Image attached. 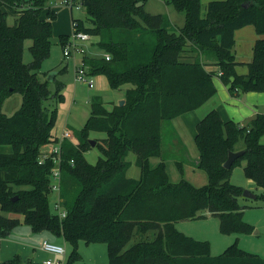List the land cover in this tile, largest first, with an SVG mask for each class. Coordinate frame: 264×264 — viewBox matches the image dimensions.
<instances>
[{
    "label": "trees",
    "instance_id": "16d2710c",
    "mask_svg": "<svg viewBox=\"0 0 264 264\" xmlns=\"http://www.w3.org/2000/svg\"><path fill=\"white\" fill-rule=\"evenodd\" d=\"M48 1L0 0V144L12 146L11 152L0 153V239L19 223L8 214L20 213L34 231L47 230L70 242L71 259L79 256L78 242L85 241L105 243L108 264H264L262 256L237 242L214 256L209 242L184 234L175 224L211 214L219 217L223 233L252 231L239 202L244 188L230 177L233 167L244 162L246 176L263 190L257 197L264 200V113L240 123L224 120L212 109L197 123V167L208 175L205 184L187 180L180 162L177 182L170 180L165 160L155 166L150 162L161 156L163 121L212 98L217 91L214 75L234 95L264 91V0H210L205 12L202 0H167L186 14L180 28L167 14L147 11V0H89L86 19L72 17L111 56H85L90 73L107 75L113 89L130 86L125 103L111 110L94 99L77 138L62 141L64 218L51 210L55 163L51 158L39 162L43 148L59 140L53 129L57 105L65 99V83L54 78L52 90L41 68L51 52L57 18ZM248 24L261 37L248 71L240 74L235 31ZM69 36H59L62 47ZM27 39L33 59L26 63ZM15 91L22 95V106L7 115L3 103ZM93 131L106 135L95 138L101 152L95 164L85 158ZM240 145L245 152L225 167L229 152ZM130 151L137 154L139 179L127 175ZM20 263L16 255L1 264Z\"/></svg>",
    "mask_w": 264,
    "mask_h": 264
},
{
    "label": "rangeland",
    "instance_id": "374dc122",
    "mask_svg": "<svg viewBox=\"0 0 264 264\" xmlns=\"http://www.w3.org/2000/svg\"><path fill=\"white\" fill-rule=\"evenodd\" d=\"M209 1L210 0H202L203 12H205V7ZM47 5L56 10L57 18L53 23L51 52L50 55L42 62L41 68L43 71L47 72V79L49 72L55 70L57 71V74L54 78L60 79L65 83L63 90L65 99L57 105V119L53 131L56 134H60L65 128H69L73 134V138H77L80 130L84 127L91 114V102L93 99L98 98V95L94 88H91L88 84H85L76 78V69L73 60L65 59L59 36L65 32L71 34L73 31L72 17L86 19L87 12L84 6H82V8H77L75 6L71 10L69 5L64 3L63 0H49ZM146 10L154 14H167L171 18V22L175 27L178 26L180 28L186 23V14L182 11H178L173 3L167 0H147ZM14 19L15 15L11 13L8 18L9 22L13 23ZM86 24H88L87 20ZM94 40H98V37H94ZM31 44V39H27L25 41L23 57L26 63L33 59L29 49ZM89 51L93 57H101L104 53L96 43L90 45ZM64 66L66 68L60 72ZM53 80H49L50 88L52 90L55 89V82ZM129 86V84L122 85L121 88L112 89L109 93L115 96L114 99L119 103L121 99H125L126 90ZM122 95L124 97H122ZM110 98L112 99V97L103 98L106 101L107 106H109L108 100H110ZM21 106L22 95L20 92L15 91L4 100L3 111L7 115H12L19 110ZM173 123V119L163 121L161 154L166 158H177L180 161H186L189 159L193 160L197 158L198 148L192 139L190 140L187 137V142H185L186 145H183L182 143H175L173 138ZM105 136V133L102 132L93 131L90 133V139ZM100 155L101 152L98 146H92L85 152V158L92 164L97 163ZM127 159L131 163L127 170V175L132 178H141V169L136 164L137 154L134 151H130L127 155ZM156 159V157L151 158L153 165L157 163ZM172 159H168L169 164H167V171L170 180L177 182L181 179L182 175L178 166L174 164ZM184 177L190 182L192 181L193 184L197 183V186L208 182V175L204 170H199V172L196 173H191V171L188 170L187 176H185L184 173ZM230 181L236 185L242 186L244 189H249V178L246 176L244 171V162L242 164H236L233 167ZM253 192L255 194H261L263 190L256 186ZM53 198L54 195H51V210L54 213H59L58 208L55 203H53ZM239 202L242 206H244V220L253 227L251 232L223 233L220 230L219 217L211 214L195 219L180 220L178 221L179 230L194 239L209 242L210 252L214 256L220 255L228 246L237 242V245L241 248L257 253L264 258V200L258 197L251 198L242 195L239 197ZM26 229L32 228L28 224L20 225L19 223L7 236L0 239L1 258L5 256H13L16 252H18L14 251V249L16 250V248H20L22 253L20 251L21 256H18L20 257L21 264H35V262H41L36 259H31L30 257V255H33L34 248L38 251L41 244L39 241L28 242V232ZM50 235L54 234L51 233ZM6 238H9V240L4 242V239ZM50 239L54 240L55 237L52 236ZM25 243H28L30 247L28 252L25 251ZM65 245L67 247V253L64 258L61 257L60 264H108L109 254L105 243L87 244L85 241H79L77 246L79 256L73 259L70 258L74 249L73 245L67 241L65 242ZM51 258L57 260V258L52 254Z\"/></svg>",
    "mask_w": 264,
    "mask_h": 264
},
{
    "label": "crops",
    "instance_id": "0c3cea01",
    "mask_svg": "<svg viewBox=\"0 0 264 264\" xmlns=\"http://www.w3.org/2000/svg\"><path fill=\"white\" fill-rule=\"evenodd\" d=\"M170 20H171V18H170ZM176 27H178V26H176ZM62 34H68V33L65 32ZM260 37L261 36L257 33L256 27L253 24L245 25L241 28H238L235 31V44H234L233 50H234L236 60L238 61V66H237V72L238 73L245 74L248 71L247 64L253 58L254 46L256 44V41ZM97 42H98V40H94V38H93V41L90 43V45H92L94 43L97 44ZM90 45L88 46V51H87L86 56L93 57L89 51ZM104 54H105V52L101 56H104ZM73 63L75 66L74 60H73ZM208 68L216 69L215 66H208ZM93 77H94V86H92V87L90 86V87L95 89V91L98 95V99H101V101L104 103V106L107 109L111 110L115 104H119V103H118V101H116L114 99L115 96H113L111 93H109L113 88L110 86L109 79H108L107 75H105L103 73H96V74H93ZM213 80H214V84L216 86L217 91H216V94L212 98H210L208 101H206L200 107L193 109V110H190L188 112H185L183 114H180L179 116H176L175 118H173V120H174V123H173L174 124L173 125L174 126V128H173L174 137L173 138H174L175 143H180V144L182 143L183 145H186L185 142H187L186 139H188V138L190 140L192 139L195 142V135L197 132V129H196L197 123L212 109H217L220 112V115L224 120H234V121L240 122V123H245L247 120L253 118L257 114L264 113V91H249L246 93H239V94L234 95V94H231V92L229 90V86L226 85L222 81L221 77L218 74L214 75ZM105 95H107V96H105ZM104 97H106V98L112 97V99L110 98V100H108L109 106L106 105V101L103 99ZM122 97H124V96L122 95ZM95 99H97V98H95ZM91 104H92V102H91ZM65 129L70 130L69 128H65ZM62 132L60 134H57V135L60 137ZM70 132H71V130H70ZM72 137H73V134L71 133V137L69 139H71ZM162 137H163V123H162ZM261 142L264 143V135L261 137ZM239 147H240V149H243V148H241L242 146H239ZM240 149H238V150H240ZM11 151H12V146L10 144H0V153H9ZM156 158H157L156 159L157 163L155 165H157L162 160H165L166 163L169 164L168 159L169 158L172 159V157L166 158L162 154H161V156H157ZM198 160H199V152L197 154V158H195L193 160L189 159L186 161H180L177 158L172 159V161L176 165L178 162L183 164L185 176H187L188 170H190L191 173H193V172L196 173V172H199V170H201L197 167ZM150 162H151L152 166H155L152 164L151 160H150ZM248 183H249L248 188L252 191L257 186L256 182L250 178H249ZM53 203H55V196L53 198ZM8 216L12 217V218L19 219L20 225L21 224H27L24 220L23 214L9 213ZM175 224H176L177 228L179 229L178 222H176ZM26 230L28 232V236H27V238L29 239L28 242L39 241V243L42 245L41 241L43 239L44 240L45 239L52 240L58 244L64 245V247L66 248V253H67V247L65 245L66 239L63 236L55 235V234L50 235L52 232L46 231V230H44V231H34L33 229H26ZM49 232H50V234H49ZM52 236L55 237L54 240L50 239ZM62 237H63V239H62ZM8 240H9V238H6V239H4V242L5 241L7 242ZM100 243H102V242H100ZM25 244H26L25 251L28 252L30 247H29L28 243H25ZM41 245H40V249L38 251H36L35 250L36 248H34L33 255H30L31 259H36L37 261H41V262H35V264H43L44 260L51 257V254L49 252L45 251L44 249H42ZM14 251H18V252H16L11 257L10 256H5L2 258L0 257V264L5 260H8V259L15 257L16 255L21 256L20 251L22 253V250L20 248H16V250L14 249ZM65 256H66V254L62 255V256H57L56 258H57V260L61 261V257L64 258ZM6 257H8V258H6Z\"/></svg>",
    "mask_w": 264,
    "mask_h": 264
},
{
    "label": "built area",
    "instance_id": "2783aa9c",
    "mask_svg": "<svg viewBox=\"0 0 264 264\" xmlns=\"http://www.w3.org/2000/svg\"><path fill=\"white\" fill-rule=\"evenodd\" d=\"M64 3L69 5L71 9L73 7L82 8L85 6L84 0H63ZM73 31L71 32L69 39L63 46V54L66 60L72 59L75 61L76 78L89 86H94V77L90 73L88 66L84 61V57L87 55L88 46L93 41L94 36L90 33L80 30L77 27V23L73 22ZM104 57L110 59L109 53H105ZM77 61V62H76ZM71 137V132L65 129L59 137L57 142L50 144L48 147L43 148L41 155L39 156V162L42 163L46 159L51 158L55 165L51 170L50 187L51 193L55 196V205L59 210V215L61 218L66 217L67 210L62 205L60 199V188H61V151H62V141L69 139ZM42 249L54 255V257L62 256L66 254V248L64 245L52 242L50 240H43ZM60 260H55L53 258H48L43 261V264H60Z\"/></svg>",
    "mask_w": 264,
    "mask_h": 264
},
{
    "label": "water",
    "instance_id": "95a60500",
    "mask_svg": "<svg viewBox=\"0 0 264 264\" xmlns=\"http://www.w3.org/2000/svg\"><path fill=\"white\" fill-rule=\"evenodd\" d=\"M90 3L89 0H84V4L88 5ZM57 74V71L53 70L49 72L48 79L53 80L55 75ZM125 103V99H121L119 101V104L122 105ZM96 139H90V143L92 146L96 145ZM245 152V149H240V150H235V151H230L227 160L224 163V166L229 168L232 166L233 162L235 161L236 158L241 156ZM243 195L246 197H251V198H256L257 194H255L252 190L250 189H244Z\"/></svg>",
    "mask_w": 264,
    "mask_h": 264
}]
</instances>
